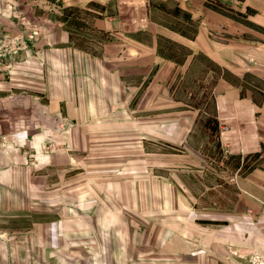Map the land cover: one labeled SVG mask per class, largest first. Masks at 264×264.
<instances>
[{
  "label": "rangeland",
  "instance_id": "rangeland-1",
  "mask_svg": "<svg viewBox=\"0 0 264 264\" xmlns=\"http://www.w3.org/2000/svg\"><path fill=\"white\" fill-rule=\"evenodd\" d=\"M3 1L0 0V5ZM48 1L42 0L37 6L33 0H11L3 18L13 15L18 20V27L8 22L0 25V147L7 148L12 136L13 145L18 148L19 163H28L31 168L29 180L33 177L35 219L42 222L48 217L47 210L51 208L48 204L64 200L66 190L71 191L67 187L69 181L64 182V175L68 179L75 172H65L61 168V164L69 160L60 154L66 148L73 152L70 161L73 160L74 169L80 174L78 178L90 183L81 190L84 204H89L86 206L91 205V196L93 204L96 205L98 200L101 205H107L106 188L100 180L116 178L123 172V164L129 166L130 170L125 172L130 173L132 184L141 181L140 191L134 186L129 188L132 196L140 194L141 197H133L130 209H126L124 231L132 243L125 247V257L122 258L124 253L120 249L116 253L118 259L108 256V260H104L101 247L105 245V236L95 233L94 236L81 237L77 249L84 252L77 257L71 255L73 264L76 259L81 264L80 258L82 264H264V247L258 251L244 242L236 245L230 230L239 220L244 226L261 220H256L252 208L247 206L242 208L241 219L236 218L241 209L237 205L241 199L239 194L245 196L243 201L252 198L242 182L256 160L246 157V166L240 170L242 156L234 157L222 144L225 127L228 126L230 131L234 126L240 132L241 119L231 110L227 111V116L216 119L218 107L213 94V77H219L220 72L216 70V73L208 74L214 69L213 65L200 57L192 74L180 69L173 74L154 75L140 71L138 65L141 63L138 64L137 57H132L131 72L116 76L117 81L125 78L124 84L123 80L117 85L113 82L116 93L115 99L109 98L112 105L54 107L53 99L61 98L60 92H64L66 82L58 80L57 73L46 76L44 82L42 74L38 73L42 64L31 61V58L32 55L38 56L50 36L62 27L59 19L66 17L69 20L65 26L72 34L71 45L88 51H78V54H89L91 60L100 57L111 67H121L122 61L112 60L116 50L104 54L106 39L90 26L92 12L69 6L65 12L58 8V3L52 6ZM208 1L220 11L229 9L222 5L223 2L238 8L244 6L240 3L242 0L233 3L230 0ZM125 2L133 4L134 0ZM113 3L117 5L119 1ZM176 3L174 0H150V4L145 5L147 8L143 5L144 21L158 19L184 35H196L197 22L176 8ZM159 5L164 14H150V7ZM146 11L148 18L145 17ZM251 13L253 10L245 7L242 15L228 13L241 21L238 32L244 50L257 55L256 65L260 71L242 81L245 96V90L254 86L264 89V70L261 71L264 68V26L250 23L246 18ZM209 35L223 42L231 36L229 32L213 30ZM52 46L56 44L52 43ZM173 47L168 45L165 52L183 61L186 49L176 47L174 50ZM18 61L20 65L23 62L22 66L29 61V67H33L38 75L20 74L16 81L14 72ZM81 63L94 65L79 58L78 64ZM87 75L88 78L96 77L93 73ZM226 77L229 82L239 83L237 75ZM11 83L17 89L12 88ZM65 114H82L88 119L100 115L105 120L71 124ZM242 136L238 135L240 140ZM119 190L108 188L109 194L114 196H121ZM259 206L264 211V203L259 202ZM25 210L26 205L20 204L19 213ZM258 226L263 227L264 222ZM41 231L40 228L35 232L33 264H64L57 256H53L52 261L43 259L41 243L37 241ZM116 244L117 239L107 240L109 250L115 252Z\"/></svg>",
  "mask_w": 264,
  "mask_h": 264
},
{
  "label": "crops",
  "instance_id": "crops-1",
  "mask_svg": "<svg viewBox=\"0 0 264 264\" xmlns=\"http://www.w3.org/2000/svg\"><path fill=\"white\" fill-rule=\"evenodd\" d=\"M10 1L1 2L0 25H5L8 22L12 23L14 27H18V20L13 15L12 17L7 16V19L3 18V12ZM33 1L38 6L42 0ZM118 1L117 5L113 3L114 0L48 1L49 4L52 3V6L58 3V8L65 12L68 6L86 8L92 12L93 19L90 20V26L106 39L104 54L116 50V55H112V60L122 61L121 67L119 65L117 67L107 66L100 57L93 59L99 61L94 63L90 55L86 54L88 51L71 45L72 34L66 27L69 20L66 17L57 19L62 27L50 36L49 42L43 45L39 55H32L31 58V61L37 60V63L42 64L38 73L42 74L44 82L46 76L52 73H57L58 80L66 82L64 92H60L61 98L58 100L54 98L52 105L65 108L112 105L109 98L115 99L116 93L113 82H116L117 85V82L122 83L123 80L124 84L125 78H119L117 81L116 76L124 75L123 72L128 74L131 72L132 57H137L138 64L141 63L138 65L140 71L144 70V73H154V75L169 72L173 74V72H179L180 69H184V73L192 74L196 61L200 57L206 59L214 68L208 74L216 73V70L220 72L219 77H213L215 81L213 94L216 108L218 107L216 119L227 116L228 110L238 114L241 119L240 132L238 128L231 126L229 132L222 134V144L227 148L226 152L234 157L242 156L240 170L246 166L244 162L246 157L251 156L253 160H256L252 164V170L244 176L245 182H242L243 188L249 192L252 198L248 197L243 201L242 198L245 196L239 194L241 199L237 201V205H240L241 209L237 212L236 218L241 219L242 208L247 206V208H252L251 212L254 218L261 221L251 222L249 226H244L240 220L236 222L235 226L230 228L235 236L234 244L243 245L244 242L251 249L263 250L264 226L258 225L264 222V211L259 209V202L264 203V89L254 86L251 90H245L246 96L245 93L242 94L245 89L242 81L248 75L256 74L260 70L256 65L257 55H253L251 51L246 52L241 43V35L238 32L241 28V21L228 13L235 12L236 15H242L244 7L245 9L250 8L253 13L246 19L252 24L264 26V0H242L240 3L244 6L240 5L239 8L235 5H226L223 2L222 5L229 9L221 11L210 6L208 0H205L207 2L204 0H174L177 2L176 8L186 12L191 21L197 22L198 32L193 36L184 35L181 31L172 29L168 24L158 19L151 21L147 16V11L145 17L148 20L144 21L143 5L150 4V0H134L133 4L126 3V0ZM232 1L235 0H230V2ZM149 11L150 14H164L161 5L150 7ZM93 13L96 14L93 15ZM143 28L145 29L142 30ZM212 30L214 32H229L231 36L226 42L213 39L209 35ZM52 43L56 46H52ZM168 45L175 46L172 48L174 50L176 47L177 49L179 47L186 49L182 55L183 61L177 60V57L172 58L170 54H167L168 52H165L168 50L166 49ZM247 47L250 49L249 46ZM78 51L86 53L78 54ZM26 57L24 58L26 59ZM79 58L82 59V62L91 61L94 63L93 67L88 63L79 65ZM22 64L20 65L18 61L14 72L16 81L20 74L38 75L34 72L33 67H29V61H27V65L22 66ZM263 70L264 68L261 71ZM79 73L81 77L77 76ZM90 73L95 74L96 77L88 78L87 74ZM225 75L231 78L237 75L239 83L229 82ZM227 85L232 89H229ZM10 86L17 89L12 83ZM45 90L48 92L47 88ZM93 100L95 102L91 103L90 101ZM100 100L104 102L101 103ZM65 118L71 124L99 123L105 120L100 115H93L88 119L82 114L73 116L65 114ZM217 123L220 127L219 120ZM237 134L239 136L243 134L241 140ZM10 139V145L7 148L0 147V264H33L36 251L35 232L40 228L42 231L37 241L38 244L41 243L43 259L52 261V257L57 256L60 262L73 264L71 255L77 257L84 252L82 249H77L78 244L82 241L81 237L83 235L94 236L95 233L105 236V245L101 247L103 259L107 261L108 256L118 259L116 253L120 249L124 253L125 247H130L132 243L124 231L125 219H127L126 209H130L133 197L136 199L141 197L140 194L134 196L130 194L129 188L132 186L139 188L140 191L141 181H138L137 185L132 184L130 173L125 172L130 170L127 163L122 165L123 172L118 173L116 178L113 175L114 178L108 177L100 180L102 186L106 188L104 194L108 197L107 205H101L98 200H96V205L93 204L94 198L91 196V205L86 206L89 204H84L81 190L90 186V183L78 178L80 174L77 173L78 170L74 169L73 160L70 161L73 158V152L63 148L60 154L69 160H65L66 162L61 164V168L65 172H75L68 179L64 175V182L69 181L67 187H70L71 191L66 190L64 200L54 204L49 203L51 208L47 210L48 217L40 222L35 219L33 213V204H35L32 198L33 177L29 180V175H32L29 170L31 168L28 167V163H19L18 148L13 145L12 136ZM108 188L111 191L112 188L115 190L119 188L121 196L109 194ZM90 195L92 194L90 193ZM23 203L26 205V210L20 214V204ZM53 212H55L54 215H52ZM20 233L23 236H20ZM113 239L118 241L115 252L112 249L109 250L107 246V240ZM228 241L230 240H226V242ZM124 257L125 253L122 255V258ZM82 260L80 258L81 264ZM75 263L78 264L79 260L76 259Z\"/></svg>",
  "mask_w": 264,
  "mask_h": 264
},
{
  "label": "built area",
  "instance_id": "built-area-1",
  "mask_svg": "<svg viewBox=\"0 0 264 264\" xmlns=\"http://www.w3.org/2000/svg\"><path fill=\"white\" fill-rule=\"evenodd\" d=\"M225 129H226V133L229 132V127L228 126L225 127Z\"/></svg>",
  "mask_w": 264,
  "mask_h": 264
}]
</instances>
